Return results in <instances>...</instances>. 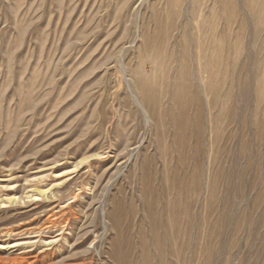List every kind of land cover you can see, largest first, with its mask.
I'll use <instances>...</instances> for the list:
<instances>
[{"label":"rangeland","instance_id":"rangeland-1","mask_svg":"<svg viewBox=\"0 0 264 264\" xmlns=\"http://www.w3.org/2000/svg\"><path fill=\"white\" fill-rule=\"evenodd\" d=\"M0 264H264V0H0Z\"/></svg>","mask_w":264,"mask_h":264}]
</instances>
